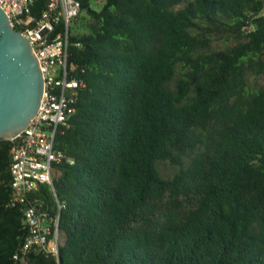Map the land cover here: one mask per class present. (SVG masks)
<instances>
[{"label":"trees","instance_id":"1","mask_svg":"<svg viewBox=\"0 0 264 264\" xmlns=\"http://www.w3.org/2000/svg\"><path fill=\"white\" fill-rule=\"evenodd\" d=\"M263 10L81 0L68 62L84 87L54 141L65 159L54 194L42 184L28 197L58 216L59 259H13L28 228L0 139V264H264ZM162 162L176 172L163 177Z\"/></svg>","mask_w":264,"mask_h":264},{"label":"built area","instance_id":"2","mask_svg":"<svg viewBox=\"0 0 264 264\" xmlns=\"http://www.w3.org/2000/svg\"><path fill=\"white\" fill-rule=\"evenodd\" d=\"M34 1L0 0L12 27L29 40L44 81L36 116L10 140V205L21 206L22 221L28 228L26 240L13 254V259L20 262L31 254L57 258L63 244L58 216L50 217L37 208L36 199L28 197L42 184H48L54 194V166L65 159L63 152L55 148V137L59 130L69 127L76 110L74 104L84 87L83 82L72 77L75 66L68 62L70 34L81 12V0H46L38 16L31 14ZM259 1L264 5V0Z\"/></svg>","mask_w":264,"mask_h":264},{"label":"water","instance_id":"3","mask_svg":"<svg viewBox=\"0 0 264 264\" xmlns=\"http://www.w3.org/2000/svg\"><path fill=\"white\" fill-rule=\"evenodd\" d=\"M43 87L29 40L12 27L0 7V139L11 140L30 124L39 110Z\"/></svg>","mask_w":264,"mask_h":264},{"label":"rangeland","instance_id":"4","mask_svg":"<svg viewBox=\"0 0 264 264\" xmlns=\"http://www.w3.org/2000/svg\"><path fill=\"white\" fill-rule=\"evenodd\" d=\"M91 6H92V8L97 10V9L100 8L101 5L99 3H96V2L93 3L92 2ZM84 16L85 15L82 14L81 17L78 19V22H79L78 24L79 25L86 23V19H84ZM74 27H75V25L73 24L72 25L73 31H74ZM78 31L79 32H83L84 31V26H80V28H78ZM217 45L221 46L222 43H218ZM158 170H159L160 174L163 177H170L176 172L177 168L174 167V166L169 165L167 162H162V163L158 164ZM60 237H61V239L63 241V236H61V234H60Z\"/></svg>","mask_w":264,"mask_h":264}]
</instances>
